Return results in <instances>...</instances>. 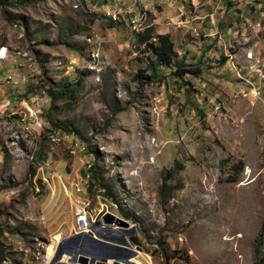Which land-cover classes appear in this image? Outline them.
<instances>
[{
    "label": "rangeland",
    "instance_id": "1",
    "mask_svg": "<svg viewBox=\"0 0 264 264\" xmlns=\"http://www.w3.org/2000/svg\"><path fill=\"white\" fill-rule=\"evenodd\" d=\"M165 35L197 75L150 62ZM76 200L130 244L94 264L264 260V0H0L1 264H43Z\"/></svg>",
    "mask_w": 264,
    "mask_h": 264
},
{
    "label": "trees",
    "instance_id": "2",
    "mask_svg": "<svg viewBox=\"0 0 264 264\" xmlns=\"http://www.w3.org/2000/svg\"><path fill=\"white\" fill-rule=\"evenodd\" d=\"M95 16V15H92ZM110 22H112L110 20ZM112 24V23H111ZM151 29H145V34L148 36H143L142 34L140 35L142 38L140 39V42L145 43L147 42V39L149 38ZM147 38V39H146ZM149 51L151 55L153 56V59H151V63L154 66L160 67V68H167L170 70V73L174 76V78H183L184 75L186 74H191V75H197L198 72L193 69H189L190 66L193 65H188L185 63H181L179 65H175V59H176V53L173 48V43L170 40V38L165 35V36H159L157 43H147ZM83 78H78L73 82H69L66 85L61 86L57 90V94L60 97L68 98L75 100L77 97V93L79 90L83 88ZM222 164V163H221ZM31 166L28 169L29 176L33 175V171H31ZM93 171V172H92ZM92 171V177L93 178H98V174L96 170L93 168ZM31 173V174H30ZM106 189L105 196L113 200L114 202L116 201V196L114 195L112 189L108 186H104ZM91 189V188H90ZM118 213H122V211L118 208L117 209ZM125 217L130 218L128 214H123ZM264 239V218L261 223L260 231L258 234V237L256 239V245H255V255L258 256V250L260 246H262ZM2 262V259H0V264ZM255 264H264V260L260 259L259 262H255Z\"/></svg>",
    "mask_w": 264,
    "mask_h": 264
},
{
    "label": "water",
    "instance_id": "3",
    "mask_svg": "<svg viewBox=\"0 0 264 264\" xmlns=\"http://www.w3.org/2000/svg\"><path fill=\"white\" fill-rule=\"evenodd\" d=\"M101 222L102 224L105 226V225H112V224H115V225H118V226H121L123 228H127L128 224L120 219V218H117L116 216L112 215V214H105L102 219H101ZM100 228V227H98ZM97 228H91L90 229V232H81V233H77V234H74L68 238H65L63 239L57 246L56 250H55V255L52 257L51 261L48 263V264H87L89 263V259L87 257H84L82 255H79L80 253H83L84 251V247H83V241H94L96 242L98 245H101L103 247H111V248H114L112 247V244L110 243H104L96 238H94L91 234V232L93 231H96ZM127 233V231L125 232ZM128 235H131L132 234V231L131 232H128L127 233ZM98 236L100 237H105V238H109V239H112V240H117L116 238H113L111 234H98ZM123 243V241H122ZM124 244H125V247H130V244L128 242H126L124 240ZM117 248H120L118 250H127V249H124V246H119ZM137 250H139L140 248H136ZM134 253V251H133ZM86 254V253H85ZM63 255H66L68 256L72 261H69V262H66V263H63L61 260H62V256ZM95 256L90 257V264H94V259ZM105 260V259H103ZM77 262V263H75Z\"/></svg>",
    "mask_w": 264,
    "mask_h": 264
},
{
    "label": "bare ground",
    "instance_id": "4",
    "mask_svg": "<svg viewBox=\"0 0 264 264\" xmlns=\"http://www.w3.org/2000/svg\"><path fill=\"white\" fill-rule=\"evenodd\" d=\"M84 222H89L88 221V216H87V214H84ZM113 225H115V224H113ZM105 226H112V225H105ZM118 226V225H117ZM119 227H121V226H119ZM121 228H123V227H121ZM84 232H89V230H85ZM99 232H100V234H104V235H106V234H111V235H113L112 237L113 238H116L117 240H112V239H109V238H103V237H100V236H98V234H99ZM104 232V233H103ZM108 232V233H107ZM125 232H126V230L125 231H123V233L125 234ZM91 234H92V236L94 237V238H96V239H100V241H102V242H104V243H113V244H117L118 246H124L125 247V244H124V240L126 241V242H128L127 240H126V238H124V237H118V236H116V235H120L118 232H117V230H108V231H103V230H100V231H98V230H96V231H93V232H91ZM57 239V238H56ZM57 242L59 241V240H56ZM122 241H123V243H122ZM55 250L56 249H54V250H51L50 249V253L48 252V255L50 256V261H51V259H52V257L55 255ZM64 257H68V256H66V255H63L62 256V262L63 263H66V262H69V261H72L71 259H69V257L68 258H66L65 260L66 261H63V258ZM138 257V256H137ZM137 257H135L134 259H132V260H128V261H109V264H118L119 262H125V263H127V264H147L146 262H144L142 259H141V257H139V259L137 258ZM90 259H89V263H87V264H90ZM111 262V263H110ZM75 263H77V262H75ZM93 264V263H92Z\"/></svg>",
    "mask_w": 264,
    "mask_h": 264
},
{
    "label": "built area",
    "instance_id": "5",
    "mask_svg": "<svg viewBox=\"0 0 264 264\" xmlns=\"http://www.w3.org/2000/svg\"><path fill=\"white\" fill-rule=\"evenodd\" d=\"M74 210H75L74 215L76 217L78 233L84 232L85 230L91 228V222H93L92 215H91V222H84V214H89V213L86 211L85 206L83 207V203L77 201ZM42 262L43 264H48L50 262V257L46 256Z\"/></svg>",
    "mask_w": 264,
    "mask_h": 264
}]
</instances>
